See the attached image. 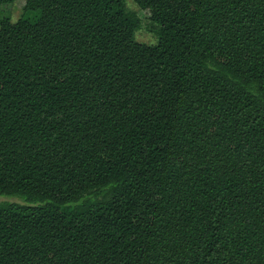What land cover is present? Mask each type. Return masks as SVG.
Returning a JSON list of instances; mask_svg holds the SVG:
<instances>
[{
  "label": "trees",
  "instance_id": "1",
  "mask_svg": "<svg viewBox=\"0 0 264 264\" xmlns=\"http://www.w3.org/2000/svg\"><path fill=\"white\" fill-rule=\"evenodd\" d=\"M132 1L0 18V264H264V0Z\"/></svg>",
  "mask_w": 264,
  "mask_h": 264
},
{
  "label": "rangeland",
  "instance_id": "2",
  "mask_svg": "<svg viewBox=\"0 0 264 264\" xmlns=\"http://www.w3.org/2000/svg\"><path fill=\"white\" fill-rule=\"evenodd\" d=\"M125 1V8L127 11L136 14L141 19V27L135 33V40L139 43L147 44V45H155L157 43L156 35L150 33L148 31V21L147 17L148 14L145 12L140 11V9L135 5L132 0H124ZM25 0H16L12 7L7 8L8 14L0 12V18L6 15L9 16L12 22H15L19 19L22 15V9L24 6ZM1 203H16V204H23V201L18 197L12 196H0V204Z\"/></svg>",
  "mask_w": 264,
  "mask_h": 264
}]
</instances>
